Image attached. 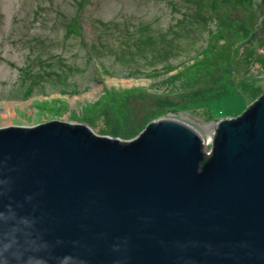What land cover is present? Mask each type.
<instances>
[{
	"label": "water",
	"instance_id": "obj_1",
	"mask_svg": "<svg viewBox=\"0 0 264 264\" xmlns=\"http://www.w3.org/2000/svg\"><path fill=\"white\" fill-rule=\"evenodd\" d=\"M205 142L171 117L128 140L52 119L0 127V162L14 199L34 197L23 212L65 241L59 255L89 264H264V90L239 115L216 120L209 151Z\"/></svg>",
	"mask_w": 264,
	"mask_h": 264
},
{
	"label": "rangeland",
	"instance_id": "obj_2",
	"mask_svg": "<svg viewBox=\"0 0 264 264\" xmlns=\"http://www.w3.org/2000/svg\"><path fill=\"white\" fill-rule=\"evenodd\" d=\"M169 1L0 0V127L32 126L59 119L85 123L99 135L128 140L138 134L132 133L133 127L144 126L141 132L150 121L171 117L198 130L206 141L204 149L209 151L216 120L239 115L264 90V70L256 60L258 54L264 55V0H251V13L233 7L231 2L216 0L218 14L213 17L217 19L205 28H191L190 38L178 39L185 49L167 62L180 65L181 70H186L182 63H191L210 42L212 32L218 34L216 41L220 44L211 47L212 52L202 59L195 83L180 95L177 85L160 86L159 82L176 69L155 77L152 69L160 70L161 64H150L151 50L132 57L116 56L125 28L132 31L147 23L153 32H162L180 17ZM175 2L177 9L188 8L183 0ZM73 16L80 27L77 35L68 33L67 22ZM98 21L110 24L111 29L99 27ZM248 33H254V37L250 39ZM246 36L249 41L240 44ZM92 44L98 50L90 59L87 49ZM250 49L254 51L251 56ZM99 63L110 74L102 73L99 78L95 71ZM132 68L135 75L127 76V69ZM51 70L61 75L60 81ZM22 80L33 88L28 99L13 95L20 96L25 87ZM216 89L220 91L213 92ZM161 91L179 105V110L176 107L155 115ZM192 96L199 98L198 102L181 105Z\"/></svg>",
	"mask_w": 264,
	"mask_h": 264
},
{
	"label": "trees",
	"instance_id": "obj_3",
	"mask_svg": "<svg viewBox=\"0 0 264 264\" xmlns=\"http://www.w3.org/2000/svg\"><path fill=\"white\" fill-rule=\"evenodd\" d=\"M186 5H188V8L185 10L177 9L175 0L169 1V4L171 5V9L173 11H179L180 17L176 18L175 22L170 24L166 30L162 32H153L151 30V27L149 24H140L137 28L130 31L128 28H125L123 32L120 33L121 36V49L116 52L117 57H125V56H134L135 54H143L144 52L151 50V58L152 61L150 64L156 65L161 64V69L153 70V74L155 77L164 76L168 72H170L173 69H176V72L170 76H167V78L162 79L159 83L160 86L163 85H171V86H179L181 88L178 90V95H180V92L182 90H188L191 88V83H195V78L199 76L197 73L200 64L202 63V59H204L208 54V52H212L211 47H220V44L216 41L218 34L217 33H211L210 35V42L207 43L206 46H204L198 54L192 57L191 63H188L187 65L182 63L181 65L186 67V70H181V68H178L180 65H172L171 63L167 62L172 55L178 54L182 50H184V46L180 45V42H178V39L182 36L186 38H190L189 31L191 28L196 27H207L208 24L211 22V20L215 17H213V14L217 13L216 10V0H183ZM221 2H231L234 6L233 7H242L245 11H250V5L251 0L245 1V0H221ZM218 14V13H217ZM217 19V18H215ZM70 29L68 30V33L70 35H77L80 32V27L76 21V17L73 16L70 18V20L67 22ZM99 27L104 28L106 31H109L111 29V25L107 24L102 21H98ZM249 34V33H248ZM250 35V34H249ZM248 36V35H247ZM247 36L240 42H247L249 41V38ZM254 37V33H251L250 39ZM103 44L101 43V46ZM87 49L88 55L90 59H93L97 47L95 44L90 45ZM92 49V50H91ZM254 53L253 50H249L248 55L251 56ZM236 55H238V51L236 52L235 56L233 55V59L230 61L229 67L231 68L232 65L236 62ZM259 56L256 58L257 62L260 64L261 68L264 70V55L258 54ZM247 57V55L244 57V59ZM100 65V63H99ZM100 68L96 67L95 71L98 75V77H101V74H110V71L107 70L103 65L101 64L99 66ZM135 68L127 69V72L125 73L127 76H133ZM186 71V72H185ZM51 73H53L56 77V81H60V74L58 72H55L54 70H51ZM178 83V84H177ZM22 86H25L23 90L20 92V96L17 94L15 97H20L23 99H28L32 95L33 88L29 83H26V81L21 82ZM221 86V85H220ZM222 87V86H221ZM220 91L219 89L213 90V92ZM158 96H162V98H158L156 100V108L155 115H164L170 110H176L179 105L175 104L171 101L170 96L166 97L167 94L165 92H160ZM257 96V95H256ZM255 96V97H256ZM189 98V97H188ZM199 99V98H198ZM198 99L194 96L190 97L189 100H185L183 104L185 107L191 106L198 102ZM95 105V104H94ZM177 107V108H176ZM177 110V111H178ZM147 125V124H146ZM92 127V126H91ZM144 126L139 127H133L132 133L135 135L140 132V129H142Z\"/></svg>",
	"mask_w": 264,
	"mask_h": 264
},
{
	"label": "clouds",
	"instance_id": "obj_4",
	"mask_svg": "<svg viewBox=\"0 0 264 264\" xmlns=\"http://www.w3.org/2000/svg\"><path fill=\"white\" fill-rule=\"evenodd\" d=\"M13 192L14 182L4 175L0 162V264H89L84 255L57 254L65 241L50 239L38 227L39 218L34 212H23L24 203L30 204L34 197L25 195L24 201L19 202ZM71 243L74 247L80 246L79 241ZM112 251H120L119 246L113 245Z\"/></svg>",
	"mask_w": 264,
	"mask_h": 264
},
{
	"label": "bare ground",
	"instance_id": "obj_5",
	"mask_svg": "<svg viewBox=\"0 0 264 264\" xmlns=\"http://www.w3.org/2000/svg\"><path fill=\"white\" fill-rule=\"evenodd\" d=\"M8 122H5V125L7 124Z\"/></svg>",
	"mask_w": 264,
	"mask_h": 264
}]
</instances>
